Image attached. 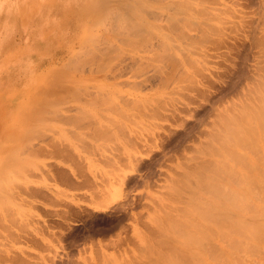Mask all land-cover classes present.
Returning <instances> with one entry per match:
<instances>
[{
  "label": "rangeland",
  "instance_id": "1",
  "mask_svg": "<svg viewBox=\"0 0 264 264\" xmlns=\"http://www.w3.org/2000/svg\"><path fill=\"white\" fill-rule=\"evenodd\" d=\"M133 1L94 24L88 0H0V264L133 258L177 163L264 86V0Z\"/></svg>",
  "mask_w": 264,
  "mask_h": 264
},
{
  "label": "bare ground",
  "instance_id": "2",
  "mask_svg": "<svg viewBox=\"0 0 264 264\" xmlns=\"http://www.w3.org/2000/svg\"><path fill=\"white\" fill-rule=\"evenodd\" d=\"M88 1L89 3L86 2L83 12L77 18L83 21L85 16L90 14L94 24H102L109 11H112V8L109 7L112 5L107 7L106 0ZM126 3L124 4L126 5ZM144 5V1L134 0L130 6L128 5L129 11L136 14L139 11L138 7ZM113 8L118 10L114 5ZM71 17L74 20L75 17ZM78 19H76L77 23L79 22ZM129 19L132 18L129 17ZM137 25L135 24V27ZM138 26L137 28L132 27L131 31H138ZM88 35V32H85V38ZM88 37L90 38V35ZM85 38L82 41H87ZM183 56H186L185 52ZM121 62L123 61H120V64H122ZM101 65L104 66L106 63ZM51 70L53 73L54 69ZM52 73L48 74L51 75ZM128 98L126 97V99ZM255 98L252 99L254 101L251 103L246 101L240 107H236V112L232 110L233 113L231 114H222L217 120L219 121V124L217 123L218 128L214 127L217 132L214 133L215 129L210 132L211 135H208L209 141H206V145L202 146L201 144V148L197 149L199 150L197 154L188 156L189 161L177 163L175 166L178 168L177 176L171 177V182L168 185V192H170L168 195L172 194L173 204L168 203L167 209H162V213L153 218L154 224L156 223L154 228L157 225L156 231L158 229L159 232L156 235L159 238L157 239L156 235H152L157 240L150 241L148 237L142 235L140 241H142L143 247L140 246L142 247V249L140 248L141 251L133 258H120L118 260L119 257L112 255L108 256L109 261L105 260V264H247L245 263L248 259L247 253L249 251L252 253L251 250L258 253L256 251L258 249L255 247L258 248L260 243H264V205L262 206L259 201L257 202L258 196L261 195L260 192L264 193L263 187L261 188L264 175L259 174L256 168L257 162H264V86L259 91L257 90ZM138 103L137 105L141 104L143 108L148 105L146 101L139 102L138 100ZM135 105L133 104V106ZM116 110H114L116 113L117 111L120 112V109ZM247 144L250 148L247 147ZM6 148L0 146V165L2 166H4V162L7 165L10 162H3L2 154L7 153L8 156H12L11 151ZM247 148L250 153L251 149L252 152L258 151L257 155L260 153V157L254 155L256 158H249ZM255 152L254 154H256ZM4 156L6 155L4 154ZM258 169L263 170L260 171L261 173L264 172L263 168L258 167ZM171 196L167 198L171 199ZM250 200L253 205L252 207L248 206L250 209L248 210L247 203ZM0 201H2L1 197ZM170 201L172 202V199ZM169 206L170 209L168 210ZM154 238L152 237V239Z\"/></svg>",
  "mask_w": 264,
  "mask_h": 264
}]
</instances>
